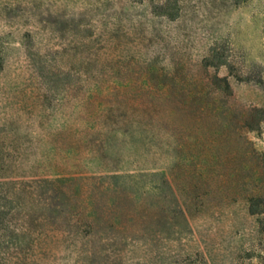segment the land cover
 <instances>
[{
	"label": "trees",
	"instance_id": "1",
	"mask_svg": "<svg viewBox=\"0 0 264 264\" xmlns=\"http://www.w3.org/2000/svg\"><path fill=\"white\" fill-rule=\"evenodd\" d=\"M241 1H88L107 7L96 15L100 22L23 27L17 36L29 79L13 91L9 120L0 121V264H24L33 243L53 229L80 241L82 264H119L130 245L149 256L136 264H152L157 241L177 232L176 219L202 202L198 195L180 201L170 177L155 169L158 154L179 165L190 145L180 137L173 146L166 136L192 135L195 148L205 144L204 134L222 131L223 121L233 132H248L262 120L261 109L236 113L228 103L229 80L217 74L230 65L225 42L212 41L196 62L188 58L185 24L199 5L213 12ZM139 10L179 31L172 39L165 28L147 29ZM122 16L133 18L130 30ZM39 32L44 38L34 42ZM68 105L76 112L66 115ZM54 122L51 139L31 128ZM68 149L96 168L84 174L56 165L57 153ZM258 197H247L250 213L257 212Z\"/></svg>",
	"mask_w": 264,
	"mask_h": 264
},
{
	"label": "rangeland",
	"instance_id": "2",
	"mask_svg": "<svg viewBox=\"0 0 264 264\" xmlns=\"http://www.w3.org/2000/svg\"><path fill=\"white\" fill-rule=\"evenodd\" d=\"M88 1L99 0H0V121L9 120L13 110V91L29 79L17 34L23 27L60 24L72 19L100 22L96 15L104 7L107 12V7L99 4L95 8V4ZM118 4L114 2L113 7L116 9ZM199 7L201 9L191 16V22L185 24L188 58L196 62L212 41L225 42L230 65L221 66L217 74L226 75L229 80L231 95L228 103L236 113L261 109L262 120L257 130L248 132H233L223 121L219 123L222 131L204 134L199 139H206L205 144L195 148L190 146L194 142L192 135L173 133L166 136L173 146L180 137H183L182 143L190 145L183 147L179 165H175L174 158L167 156L160 160L158 154L155 169L170 177L168 180L180 201L198 195L197 203L202 202L198 207L190 205L183 220L176 219L177 232L157 241L156 254L149 262L264 264V0H244L213 12ZM94 12L96 14L92 16ZM139 15L146 19L143 25L147 29L151 26L165 28L170 31L172 39L177 33L175 24L144 17L140 10ZM129 18L122 16L120 22L130 30L133 18ZM31 37L36 42L43 40L44 34L33 33ZM77 108L68 105L66 115L71 110L75 113ZM72 117L68 116L66 122L70 123ZM237 120L242 121V117L238 116ZM241 121L231 124L237 127ZM55 124L38 129L33 123L31 128L33 133L48 135L51 139ZM57 154L59 156L53 160L56 165H65L67 171L88 174L96 168L93 161L78 162L72 158V149ZM159 176L157 174L154 178ZM249 195L259 196L256 201L259 208L255 213L248 210ZM132 246L123 247L124 255L119 264H136L135 259L144 254L143 248ZM82 253L83 245L73 235L61 229L47 230L25 253L24 264H82ZM147 258L149 256L144 254L141 259L146 263Z\"/></svg>",
	"mask_w": 264,
	"mask_h": 264
}]
</instances>
